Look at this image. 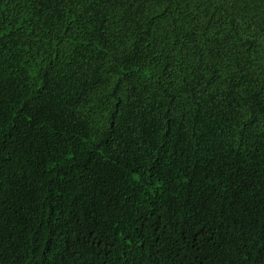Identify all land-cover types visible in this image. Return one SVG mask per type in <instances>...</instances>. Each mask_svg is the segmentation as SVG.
<instances>
[{"label": "trees", "instance_id": "obj_1", "mask_svg": "<svg viewBox=\"0 0 264 264\" xmlns=\"http://www.w3.org/2000/svg\"><path fill=\"white\" fill-rule=\"evenodd\" d=\"M0 264H264V0H0Z\"/></svg>", "mask_w": 264, "mask_h": 264}]
</instances>
